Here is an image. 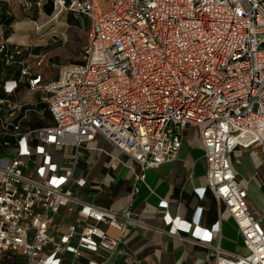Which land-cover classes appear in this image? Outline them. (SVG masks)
Wrapping results in <instances>:
<instances>
[{"label": "built area", "instance_id": "built-area-1", "mask_svg": "<svg viewBox=\"0 0 264 264\" xmlns=\"http://www.w3.org/2000/svg\"><path fill=\"white\" fill-rule=\"evenodd\" d=\"M108 1L102 10L97 0H0V264L12 256L74 264L85 252L100 257L86 264L113 254L140 264L119 244L129 226L144 224L129 206L119 212L81 198L80 150L98 136L133 159L143 181L175 158L188 127L206 163V185L195 191L224 206L248 251L212 245L220 220L205 228L166 214L168 234L212 249L207 263L264 264V226L230 160L239 147L264 153V0ZM69 13L85 28L82 50L74 62L51 64L57 73L47 80L32 38L54 35ZM46 113L52 123L23 129ZM79 209L64 229L56 223L61 210Z\"/></svg>", "mask_w": 264, "mask_h": 264}, {"label": "crops", "instance_id": "crops-1", "mask_svg": "<svg viewBox=\"0 0 264 264\" xmlns=\"http://www.w3.org/2000/svg\"><path fill=\"white\" fill-rule=\"evenodd\" d=\"M46 6L49 11V4ZM13 7L16 13L22 16L24 12L15 4ZM67 16L63 17L61 22H57L60 24L56 26H64ZM0 20L4 21L5 17L0 16ZM21 22L27 25L26 21ZM56 26L54 35L43 36L48 39L46 45L49 44V39L58 41ZM65 26L68 27L67 23ZM82 28L85 36V28L83 26ZM32 41L35 46L29 50L43 53L46 57L41 68L44 78L47 80L53 78L57 72L53 70L51 64L59 63L52 56L53 51L37 49L42 46L33 38ZM46 114L45 118L32 114L30 119L24 122L23 129L52 123L49 113ZM230 160L237 179L247 190L249 210L264 226V153L259 149L239 147L230 155ZM79 166L80 170L77 173L82 170L87 181L80 189L82 199L119 212L129 206L132 216L144 224L129 226L128 232L119 244L121 250L130 252L140 264H211L204 261V255L213 254L212 249L197 244L190 234H186L189 240L168 234L170 226L165 222L166 214L172 219L190 222L198 218L199 225L205 228H210L220 220V228L214 235L212 245H217L228 253H240L233 245L243 247L241 238L224 206L211 192L207 191L200 198L195 191L196 188L206 185L204 151L196 129L188 127L175 158L147 169L143 181L137 180L140 174L139 165L98 136L88 143L86 148L80 150ZM161 202H165L166 207H161ZM81 213L80 209L75 213L61 210L55 221L64 229L67 224L75 222ZM100 227L112 237L117 238L119 235L114 227H108L106 224H101ZM229 227L236 231V238L225 235V229ZM89 258L100 259L95 254L85 252V255L74 264H86ZM105 259L107 261L103 264H125L123 255L113 254L110 257L107 255ZM19 261L22 264V258H19ZM64 261V264H68V258Z\"/></svg>", "mask_w": 264, "mask_h": 264}, {"label": "rangeland", "instance_id": "rangeland-1", "mask_svg": "<svg viewBox=\"0 0 264 264\" xmlns=\"http://www.w3.org/2000/svg\"><path fill=\"white\" fill-rule=\"evenodd\" d=\"M98 4L100 5L102 10H106L109 7V1L108 0H97ZM264 3V2H262ZM244 6L247 7V4L244 3ZM67 26H56L57 33L59 35L58 41L49 39V44L46 45V38H38L33 37V40L42 46L41 48L43 51L51 52L52 56L55 57L56 62H59L58 64L66 63V62H74L78 60L80 52L82 50V46L84 43V32L82 31V24L79 20L74 18L72 13H69L67 16ZM61 22V21H59ZM60 24V23H57ZM55 28V29H56ZM75 28V29H74ZM78 28V29H76ZM47 36V35H46ZM22 42H25V40L22 38ZM57 42V43H56ZM48 114H46L47 116ZM45 118V117H44ZM48 118V117H47ZM225 235L229 238H236L237 234L236 231L233 228H226L225 229ZM237 252H240L241 254H246L247 249L241 246H235L233 245Z\"/></svg>", "mask_w": 264, "mask_h": 264}, {"label": "trees", "instance_id": "trees-1", "mask_svg": "<svg viewBox=\"0 0 264 264\" xmlns=\"http://www.w3.org/2000/svg\"><path fill=\"white\" fill-rule=\"evenodd\" d=\"M4 260H5V259H4ZM9 263H10V264H21L20 261H19V259L16 258L15 256H12V257H11V260H9Z\"/></svg>", "mask_w": 264, "mask_h": 264}, {"label": "bare ground", "instance_id": "bare-ground-1", "mask_svg": "<svg viewBox=\"0 0 264 264\" xmlns=\"http://www.w3.org/2000/svg\"><path fill=\"white\" fill-rule=\"evenodd\" d=\"M20 41H21V39H20Z\"/></svg>", "mask_w": 264, "mask_h": 264}]
</instances>
